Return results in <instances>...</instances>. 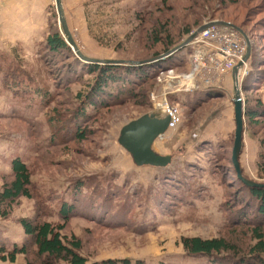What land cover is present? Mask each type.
I'll list each match as a JSON object with an SVG mask.
<instances>
[{"label":"rangeland","instance_id":"1","mask_svg":"<svg viewBox=\"0 0 264 264\" xmlns=\"http://www.w3.org/2000/svg\"><path fill=\"white\" fill-rule=\"evenodd\" d=\"M62 2L69 30L79 50L90 58L136 63L159 54L155 60L165 61L169 51L206 23L220 20L239 26L252 48L240 86L249 74L251 78L259 72L261 77L254 89L242 88V94L252 106L257 105V99L264 104V0ZM159 25L166 28L160 34L163 40L156 43L153 33ZM55 31L67 39L56 0H52L44 26L33 42L8 45L37 71L43 85L49 84L52 99L45 104L32 97L23 104L0 86V190L13 179L12 158L20 156L30 168L31 189L36 194L34 198H19L8 207L7 218L0 216V245L9 249L14 239L23 243L26 236L21 221L38 213L42 219L63 222L58 212L66 199L74 202L76 211L63 234L81 241L82 253L90 262L129 258L146 264H212L208 257L187 253L183 238L193 236L235 242L238 252L223 253L215 264H238L232 261L252 257L250 249L257 239L252 228L241 222V214L247 213L249 204L255 207L256 201L250 200L233 164L235 76L230 74L222 83L218 96L203 101L200 99L207 97L206 90L169 92L168 101L179 107L182 122L159 137L153 148L170 154L172 162L166 167L139 166L119 143V136L129 122L161 110L158 102L165 91L158 78L138 89L141 95L137 98L124 95L120 103L108 108H89L91 118L79 122L87 136L80 141L69 127L77 125L74 114L93 75L83 70L87 61L72 46V52L49 53L41 59L47 37ZM191 49L187 45L181 57H187ZM153 92L161 94L157 102L151 99ZM262 124L253 125L245 119L240 162L245 177L264 184V169L260 168L264 166L260 158ZM57 129L65 132L54 141ZM80 181L87 187L78 194L75 190ZM249 217L257 219L254 210ZM34 259L21 254L10 262L0 256V264H27Z\"/></svg>","mask_w":264,"mask_h":264},{"label":"trees","instance_id":"2","mask_svg":"<svg viewBox=\"0 0 264 264\" xmlns=\"http://www.w3.org/2000/svg\"><path fill=\"white\" fill-rule=\"evenodd\" d=\"M237 1V0H233ZM229 21V20H228ZM166 28L165 25H159L153 33V42H161L160 35ZM189 33L190 31H186ZM172 45V44H171ZM170 46V44H168ZM187 48L184 47L180 51L169 55L165 61L155 60L159 54H156L151 59H146L147 62L138 64L134 62L123 64H102L93 62H84L83 70L90 75H93V81L89 86V90L85 96H81L82 104L75 112L74 121L77 125L70 126V131L75 132V137L83 141L86 139L85 129H81L80 123L91 118L88 113L89 108H108L113 103H120L122 96L126 95L133 99L141 95L138 89H142L151 81H157V77L162 70L175 68L177 70H186L188 67V57H181L180 53ZM14 50V49H13ZM12 49H0V86L3 91L12 94L13 98L19 103H26L32 97H38L41 102L47 104L52 99L49 84L43 85L42 78L37 74V71L29 62L24 63L23 56L16 53ZM170 48L165 51H169ZM64 52H72L71 45L66 37L59 31H55L48 35L46 40V51L41 54L47 57L50 54H60ZM75 56V55H74ZM51 71V70H50ZM259 72H256L250 78V74L243 80L242 88L244 91L252 90L256 87V82H260ZM220 89H208L207 97L201 98L200 101L209 97L218 96ZM80 96V95H79ZM146 96V94H145ZM142 103V106H148L147 103ZM257 105H250L248 99L245 102V119L250 124H262L261 119H264V104L257 99ZM72 121V119L70 120ZM53 122V121H51ZM263 126L259 129H264ZM65 130H55L53 139L59 141ZM256 133V132H255ZM69 137V136H68ZM261 153L260 158L264 160V137H260ZM12 176L10 182H6L3 189L0 190V216L7 218L10 209L21 197L34 198L35 191L32 190V174L28 164L20 156H14L11 160ZM264 169L263 164L260 165ZM236 171V170H235ZM237 173V171H236ZM238 176V175H237ZM245 188L250 194V200H255L256 205L249 204V210L243 217L242 223L250 226L253 236L257 239V243L250 249L252 257H241L234 259L232 262L238 264H264V186H248L241 179ZM170 185V183H168ZM168 184L166 186H168ZM78 188L75 190L78 194L84 190L87 185L84 181L77 183ZM165 186V187H166ZM168 190V189H167ZM168 192V191H167ZM249 202V201H248ZM254 210L256 220L249 217V212ZM76 211V205L73 201L66 200L62 202L59 209V215L63 218V222L56 223L47 219H42L41 214L33 219H23L21 221L26 240L19 244L13 242L11 247L7 249L5 244L0 245V256L4 261L15 262L18 255L25 256L33 255L34 260H29L27 264H146L142 260L133 262L129 258L125 259H106L102 261L90 262L89 258L82 253V243L79 240L67 238L63 231L71 215ZM183 246L187 253L191 255H201L208 257L212 264L218 261L223 253H237L238 246L234 241L222 238H202L199 236L184 237Z\"/></svg>","mask_w":264,"mask_h":264},{"label":"built area","instance_id":"3","mask_svg":"<svg viewBox=\"0 0 264 264\" xmlns=\"http://www.w3.org/2000/svg\"><path fill=\"white\" fill-rule=\"evenodd\" d=\"M190 45L192 49L186 70L178 73L177 69L168 68L157 77L165 91L158 105L164 115L170 116L169 130L176 129L182 122L179 107L168 101L169 92L194 93L198 90L221 89L222 83L233 74L237 65L243 62L239 68L240 78L244 76L248 65V61H245L247 41L242 32L234 27L210 26L200 31ZM158 94H151L152 101L159 100L161 94Z\"/></svg>","mask_w":264,"mask_h":264},{"label":"water","instance_id":"4","mask_svg":"<svg viewBox=\"0 0 264 264\" xmlns=\"http://www.w3.org/2000/svg\"><path fill=\"white\" fill-rule=\"evenodd\" d=\"M60 21L62 22L65 30V34L67 36L68 43L76 50V53L85 61L93 62V63H102V64H123L125 61L123 60H111V59H98V58H90L85 56L80 50L73 38L72 33L69 30L67 25V21L65 18V11L63 8L62 0H56ZM214 25H223V26H231L239 31L246 37L248 42V53L245 58V61H248L251 55V42L248 36L245 34L242 28L239 26L227 22L215 20L209 23L204 24L196 31H194L182 44L177 47H174L168 54H173L174 52L190 45L196 35ZM147 61L136 62L138 64L145 63ZM243 66V62L237 65L234 68L233 75L236 80V88H235V96L233 97L234 103V113H235V142L233 148V164L237 171L238 178L241 179L248 186H264L263 183H258L253 181L243 174V169L240 162V156L243 148V139L245 132V100L242 94V87L240 86L239 80V68ZM170 116L164 115L161 110L154 109L151 112H148L141 117L129 122L126 124L120 132L119 143L132 155L134 162L139 165H152L156 167H166L172 162V156L170 154H160L157 153L153 145L155 141L162 137L169 128Z\"/></svg>","mask_w":264,"mask_h":264},{"label":"crops","instance_id":"5","mask_svg":"<svg viewBox=\"0 0 264 264\" xmlns=\"http://www.w3.org/2000/svg\"><path fill=\"white\" fill-rule=\"evenodd\" d=\"M51 2L52 0H0V49H9V44L24 46L30 43V39L33 42L44 26ZM259 147L257 144L258 150ZM16 240L18 239L12 242H17Z\"/></svg>","mask_w":264,"mask_h":264}]
</instances>
